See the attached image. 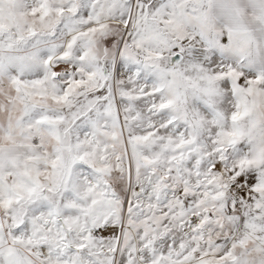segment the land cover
<instances>
[{
  "label": "snow or ice",
  "instance_id": "obj_1",
  "mask_svg": "<svg viewBox=\"0 0 264 264\" xmlns=\"http://www.w3.org/2000/svg\"><path fill=\"white\" fill-rule=\"evenodd\" d=\"M0 264H264V0H0Z\"/></svg>",
  "mask_w": 264,
  "mask_h": 264
},
{
  "label": "rangeland",
  "instance_id": "obj_2",
  "mask_svg": "<svg viewBox=\"0 0 264 264\" xmlns=\"http://www.w3.org/2000/svg\"><path fill=\"white\" fill-rule=\"evenodd\" d=\"M9 7H10V5H8V4H5V13H7V11H8V9H9Z\"/></svg>",
  "mask_w": 264,
  "mask_h": 264
}]
</instances>
